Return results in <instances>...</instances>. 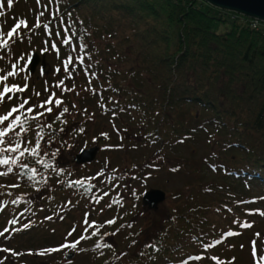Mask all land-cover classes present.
I'll return each mask as SVG.
<instances>
[{"label": "trees", "instance_id": "1", "mask_svg": "<svg viewBox=\"0 0 264 264\" xmlns=\"http://www.w3.org/2000/svg\"><path fill=\"white\" fill-rule=\"evenodd\" d=\"M31 1L37 16L44 15L23 28L12 43L19 44L27 37L42 43L44 47L40 44L38 48L43 55L59 60L57 74L65 81L69 78L63 61L71 56V78L83 77L88 83L87 92L78 98L99 96L95 99L98 106L130 112L133 133L155 145L134 166L143 172L155 158L163 166L168 163L169 172L183 171L188 176L184 186L168 190L166 198L172 199V205L162 202L166 213L156 215L149 226L137 225L133 218L137 207L134 212L125 210L115 216L114 224L89 227V220L84 223L82 234L91 237L86 241L92 264L227 262L233 249L226 245L245 238L264 219V26H252L244 15L232 18L204 0ZM3 8L0 11L8 17ZM215 21L228 23L227 29L213 30ZM17 22L13 20L8 31ZM38 22L41 26L34 27ZM44 24L49 25L48 31ZM64 36L71 37L69 44L63 43ZM53 43L56 51L51 49ZM81 56L83 64L77 60ZM45 107H52L53 113L43 108L38 112H45L46 125L51 124V128L35 121L30 130L46 139L72 122L73 107L66 102L56 108L54 99ZM64 107L70 112L56 120ZM81 129L84 127L75 129V135ZM196 140L203 143L202 156L213 163L218 178H202V160L194 149L186 155L172 152L179 143L189 146ZM68 143L59 139L61 152L68 150ZM94 143L119 142L98 133ZM36 161V156L26 155L21 163L32 168ZM39 167L44 168L40 163ZM21 171L27 170L16 166L17 182L13 185L19 187H11L15 193L43 184L44 178L36 174L34 180L29 179L20 175ZM103 174L101 184L81 180L82 185L70 187L75 180H65L60 187L93 201L103 184L119 176ZM155 183L167 189L165 184ZM54 206L47 202L44 209ZM243 219L250 227H245ZM123 225L127 228L120 235V244L111 243L109 237ZM92 232L96 236H91ZM59 249L55 254L62 259L66 252ZM226 262L223 264H230Z\"/></svg>", "mask_w": 264, "mask_h": 264}, {"label": "rangeland", "instance_id": "2", "mask_svg": "<svg viewBox=\"0 0 264 264\" xmlns=\"http://www.w3.org/2000/svg\"><path fill=\"white\" fill-rule=\"evenodd\" d=\"M32 4L31 0H13V6L9 8L7 0H0V8L3 6L6 14H8V17H0V34H3L0 38L7 40L8 37L5 36V33L7 34L8 27L13 20H24L27 24L34 22L37 14L32 9ZM222 12L225 13L224 10ZM230 17L236 18L235 15H230ZM227 27L228 23L219 21H215L212 25V29L219 32L224 31ZM23 28L22 26L18 31H24ZM40 44L42 43L36 42L32 37H27L19 44L11 42L8 47L0 49V74L12 71V64L18 63L17 75L10 77L6 83L8 85L17 84L22 87L27 82L29 85L28 90L25 92L15 93L14 95L12 93L8 94L13 95V99L9 101L6 98V103L0 105V115H7L13 107L23 103L25 99L29 103L20 112L25 111L28 107H33V113L36 114L40 110L39 105L54 92V101L55 99H61L64 104L66 102L72 103L73 108L72 113H70L72 122L67 124L63 131L60 129L56 135L52 134L49 138L47 137L48 139H45L42 135L39 155L36 157L37 160L47 163L49 167L40 168L39 163L32 166L37 170L38 178H44L41 186L36 185L34 190L15 193L11 189V185L17 182L16 166H13V172L8 173L6 176H0V203L4 205L3 211H0V233H3V235H0V250H3L0 251V254H2L0 263L92 264V255L86 239L81 240L75 249L67 250V248H63L64 252H74L70 258L63 256L62 259H58L55 252H46L45 250L57 249L62 245L69 244L70 240L79 239L83 235L82 227L85 223L86 213L90 223L95 222L104 226L106 221L112 220L115 216H120L125 210L134 212V207H137V211L133 215L137 225L142 228L149 226L156 215L166 213L167 207H161V202L156 210L147 209L141 203L142 193L149 187H160L155 182L165 184L167 193L169 189L184 186L183 184L185 180H188V176L183 171L178 173L169 172L168 163L163 166L160 164L161 160L155 158L151 163L144 166L145 171L143 172L139 167L134 166V162L142 161V156L155 145L146 143L143 138H139L137 134L133 133L130 129L133 124L131 113L121 112L116 108L107 109L98 106L95 99L99 96H96L93 100H87L89 97L82 95L79 99L81 92L83 94L87 92L86 86L88 87V83L84 81L83 77H75V80L72 78L67 81L63 80L56 71L61 66L59 60L43 55L42 49L38 48ZM42 46L44 47L43 44ZM47 49V52H49V48ZM33 51L43 55L44 66L39 62L34 71L29 72L28 57L31 56ZM21 68L23 71H20ZM25 77L27 80H25ZM61 80L64 81V85L61 88L55 87ZM93 86V83L89 85V87ZM95 86L98 87V84L95 83ZM46 87L48 91H45ZM64 88L71 90L64 91ZM2 90L3 87L0 85V91ZM36 93H40V95L37 96ZM83 100L84 102H82ZM83 103L84 106L82 107ZM78 109L81 111L80 113H77ZM20 112L13 113L12 116L14 117ZM35 121L31 120L24 125L29 130L22 133L21 137H15L14 132L9 133V142L14 143L15 140L19 139L21 150L35 147L38 137L30 130L35 125ZM46 121V115L38 120L43 125H46ZM10 122L9 118L8 121L0 125V128L6 127ZM80 127H84V130L81 129L83 131L75 135L74 130ZM15 131H19V128H16ZM98 133L107 134L110 139H117L119 143L100 146L91 162L85 164L74 162L72 159L73 154L83 147L92 145ZM120 137L124 139L120 141ZM136 137V142L132 143ZM61 138L69 142V148L68 150L65 149L64 152H61L58 147V141ZM196 141H192L189 146L179 143L175 146L177 150L174 148L172 152L186 155L190 149H194L195 156L202 160V163H200L202 178L204 180L218 178L219 175L213 168V163L209 161L210 159L207 160L202 156L203 143ZM53 153H56L55 157L52 156ZM9 155L15 156L16 154ZM68 155H70V160L67 159ZM22 158L19 163L22 162ZM127 167L129 168L127 169ZM104 171L119 176L111 183L107 181L98 189L96 200H84L80 192L71 188L60 187L65 180L94 181L101 184L105 176ZM0 172H7L6 166H0ZM105 193L107 195H104ZM13 200L19 202L13 204ZM47 202H53L55 206L44 209ZM163 202L168 206L172 205V199L170 198H166ZM45 217H51V219H45ZM13 219L16 220V223H9ZM244 220L243 224L247 225ZM25 224L29 227L24 228ZM257 226L251 229L249 235L245 238H240L234 244L230 242L226 245L231 250L233 249V252L228 256L230 258L227 262L223 260V263L264 264V261L260 260V257L264 256V219H261ZM73 228H75V231L69 236L68 234ZM126 228L124 225L118 228L113 232L114 236L109 237V241L120 244V235L125 232ZM253 242H255L257 253L255 256L253 255ZM42 252L44 254L41 255ZM216 263L218 264V261Z\"/></svg>", "mask_w": 264, "mask_h": 264}, {"label": "snow or ice", "instance_id": "3", "mask_svg": "<svg viewBox=\"0 0 264 264\" xmlns=\"http://www.w3.org/2000/svg\"><path fill=\"white\" fill-rule=\"evenodd\" d=\"M37 3L39 4L40 3V0H37ZM7 6L9 8H11L13 6V0H7ZM44 13L41 12L39 13V15L37 16V20L39 21V18L40 16H43ZM4 16V12L3 11H0V17ZM24 27V28H28V24L26 21L24 20H21L19 22H17L14 27L9 30L7 32V37L8 39L5 40V39H2L0 38V49H4L6 47L9 46V44L12 42V40L16 37H19L20 36V32L18 31L21 27ZM41 25L40 23L38 22L34 27L36 28H39ZM45 31H48V28H49V25L48 24H44L43 25ZM3 34H0V36H2ZM56 35H59V33H56ZM71 42V37L70 36H64L63 37V43L64 44H69ZM51 49L53 51H56L57 50V45L55 43L51 44ZM81 51H84V47L82 46ZM44 51H48L47 48L44 49ZM21 59H23V57H21ZM28 60L30 61L31 60V57H28ZM77 60L79 63L83 64L84 62V57H77ZM64 63V71L66 73H68V77L69 79H71V72L69 71V65H71L73 63V59L71 56H69L66 60L63 61ZM12 71H8L6 72L5 74H0V85H2L3 87V90L0 91V105L6 103V98L7 100H12L13 99V95L15 93H22V92H25L28 90L29 88V85L28 83L26 82L22 87L17 85V84H12V85H8L6 83V81L10 78V77H14L17 75V67H18V63H15V64H12ZM20 71H23V69L21 68ZM57 72L60 71V69H56ZM92 75H95L94 73ZM25 80H27V78L25 77ZM64 85V81L61 80L59 81L55 87L57 88H61L62 86ZM71 89H67V88H64V91H70ZM45 91H48V88L46 87L45 88ZM9 93H12L13 95H8ZM37 96L40 95V93H36ZM55 97V93L53 92L46 101L42 102L39 107L40 108H43L45 109V112L51 114L53 113V108L52 107H45L46 105H52L53 104V99ZM29 103V101L27 99H25L23 101V103L13 107L11 109V111H9L7 113V115H0V125L4 124L5 121H8L9 120V117H11L13 115V113H17V112H20L21 109H24L25 108V105H27ZM55 103V106L56 108H60V106L64 103L61 99H55L54 101ZM69 111V109L67 107H64L63 110L61 112H59L55 119L56 120H60V118ZM34 112V108L33 107H28L25 111L23 112H20L19 115H16L14 119L11 120L10 123L7 124L6 127H3V128H0V166H7V172H0V176H6L8 173H11L13 171V166H18L20 167L22 170H27L26 172L25 171H21L20 175H28V178L29 179H35V176H36V172L37 170L34 169V168H29V166L27 164H23V163H19L21 158L25 156V154L29 155V156H38L39 155V150H40V147H41V144H40V140L43 139V136L41 135V133H37V141H36V144H35V147H32V148H24L23 150H21V142L19 139L15 140L14 143H10L9 142V133H12L14 132V135L15 137H21V134L22 133H25L27 132L29 129H26L24 127L25 124H27L29 122V120H36L38 121L42 116L45 115V112H37L35 115H32V116H29L27 114H30V113H33ZM66 122V121H65ZM39 126V125H38ZM45 127H49L51 128V124H48V125H44ZM16 128H19V131H15ZM61 131H63V129H61ZM83 131V130H81ZM102 135H105L106 134H103ZM7 145V146H5ZM12 153H15L16 155L15 156H11L9 154H12ZM53 157L56 156V153H53L52 154ZM37 163H42L43 166L45 168H48L49 165L47 163H44L42 160H37L36 161ZM61 171H63L61 169ZM30 173V175H29ZM83 184V181L81 180H75V181H72L71 184L69 185L70 187L73 186V185H82ZM11 187H19L18 184L16 185H11ZM86 191H88L89 189H85ZM104 195H107V193H105ZM264 199V198H262ZM19 201L18 200H13L12 203L13 204H16L18 203ZM31 203V202H30ZM3 207L4 205L2 203H0V211H3ZM264 214V213H262ZM88 214L86 213L85 214V223L87 224L88 223ZM45 219H51V217H45ZM9 223L11 224H15L16 223V220L13 219L11 221H9ZM107 224H114L115 223V220H110V221H107L106 222ZM95 222H93L92 224L89 225V227H92L94 226ZM29 225L25 224L24 225V228H28ZM245 227H250V225H245ZM14 231L16 229H13ZM87 231V229H85ZM5 231H7V229H5ZM75 231V228L72 229V231L69 232V236L72 235V232ZM96 232H92L91 233V236H96ZM232 233H229V235H231ZM0 235H3V233H0ZM88 238H91V237H85V236H81L79 239H77L74 243H71V244H65V245H62L61 248H72V249H75L77 247V245L80 243L81 240H84V239H88ZM110 247V245H107ZM97 247H101V245H97ZM253 247H254V250H253V255L255 256L257 253H256V250H255V242H253ZM60 249L57 248V249H47L45 250L46 252H57L59 251ZM0 251H3V250H0ZM41 255L44 254L43 252L40 253ZM260 260L264 261V256H261L260 257Z\"/></svg>", "mask_w": 264, "mask_h": 264}, {"label": "water", "instance_id": "4", "mask_svg": "<svg viewBox=\"0 0 264 264\" xmlns=\"http://www.w3.org/2000/svg\"><path fill=\"white\" fill-rule=\"evenodd\" d=\"M210 4L229 10H234L247 16H256L259 19L264 20V0H205ZM44 61V58L40 56L37 51L32 52L31 60L29 61V70L33 72L36 65ZM99 146L93 144L84 147L77 151L73 159L76 163H88L91 162L98 151ZM166 191L161 187H149L141 195V203L148 209L156 210L161 202L165 200ZM73 252L67 253V258L73 256Z\"/></svg>", "mask_w": 264, "mask_h": 264}, {"label": "built area", "instance_id": "5", "mask_svg": "<svg viewBox=\"0 0 264 264\" xmlns=\"http://www.w3.org/2000/svg\"><path fill=\"white\" fill-rule=\"evenodd\" d=\"M231 14H232V16H234V15L238 16L239 15V13H237V12H232ZM248 18H249L250 24L252 26L258 27V26H260V24H262L261 26H264V21L263 20H261L259 18H253V17H248Z\"/></svg>", "mask_w": 264, "mask_h": 264}, {"label": "bare ground", "instance_id": "6", "mask_svg": "<svg viewBox=\"0 0 264 264\" xmlns=\"http://www.w3.org/2000/svg\"><path fill=\"white\" fill-rule=\"evenodd\" d=\"M243 17H244V16H243ZM243 17H242V18H243ZM245 17H246V16H245ZM251 17H253V18H257L256 16H251ZM246 18H247V17H246ZM246 20H247V19H246ZM261 20H262V19H261ZM263 21H264V20H263Z\"/></svg>", "mask_w": 264, "mask_h": 264}]
</instances>
